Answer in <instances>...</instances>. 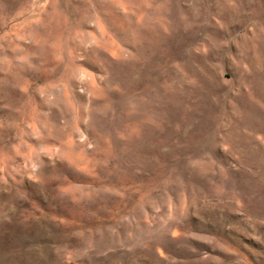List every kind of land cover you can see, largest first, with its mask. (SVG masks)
Instances as JSON below:
<instances>
[{"label": "rangeland", "instance_id": "rangeland-1", "mask_svg": "<svg viewBox=\"0 0 264 264\" xmlns=\"http://www.w3.org/2000/svg\"><path fill=\"white\" fill-rule=\"evenodd\" d=\"M0 264H264V0H0Z\"/></svg>", "mask_w": 264, "mask_h": 264}]
</instances>
